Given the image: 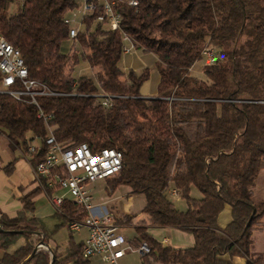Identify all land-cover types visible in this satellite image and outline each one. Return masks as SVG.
<instances>
[{
	"label": "trees",
	"instance_id": "16d2710c",
	"mask_svg": "<svg viewBox=\"0 0 264 264\" xmlns=\"http://www.w3.org/2000/svg\"><path fill=\"white\" fill-rule=\"evenodd\" d=\"M136 1L116 4L119 29L95 20L96 9L81 16L69 37L64 16L79 0H0V34L20 50L30 76L56 92L16 98L0 88V132L25 152L37 140L31 163L43 157L48 125L64 146L85 142L91 150L119 149L121 167L105 177V188L112 194L123 184L144 196L138 212L143 217L119 219L133 224L139 242L148 244L141 263L233 264L240 256L243 264H261L252 233L264 216V195L253 199L255 178L264 168V0ZM121 31L140 48L141 70L119 64ZM206 43L216 47L218 58L197 76L190 67ZM80 60L90 74L73 75ZM150 65L155 83L151 94H142ZM38 109L50 114L48 124ZM12 168L10 160L4 169ZM37 179L19 196L15 215L0 213V263L20 264L42 233L49 248H36L24 264H89L83 240L71 239L59 250L33 215L36 193L54 190L46 177ZM191 185L201 197L189 195ZM171 188L185 198L184 209L174 204ZM226 205L230 219L219 226ZM54 207L56 226L69 228L86 215L69 196ZM166 226L190 232L193 243L175 247L149 231Z\"/></svg>",
	"mask_w": 264,
	"mask_h": 264
},
{
	"label": "built area",
	"instance_id": "2783aa9c",
	"mask_svg": "<svg viewBox=\"0 0 264 264\" xmlns=\"http://www.w3.org/2000/svg\"><path fill=\"white\" fill-rule=\"evenodd\" d=\"M22 1L13 0L15 3ZM118 1L81 0L79 23L84 13L98 9L95 20L105 23L112 30L119 29L121 17L116 9ZM128 3L135 5L137 1L128 0ZM64 21L69 25V37H73L77 33L79 23L73 24L68 12L64 16ZM121 37L122 52H131L135 48L134 41L124 31H121ZM201 54L205 65L214 63L218 58L216 47L209 43L203 46ZM0 75V88L16 98L24 94L33 97L34 94L56 93L37 78L30 76L20 50L2 34H0ZM109 102L110 96L104 95L102 103L108 104ZM37 116L42 117L46 123L50 118V114L44 113L42 109H38ZM44 144L43 157L33 163V172L36 177H46L47 185L53 188V191L65 188L70 197L85 209L86 215L81 220L69 222V228L73 231L79 230L82 226L87 230V235L83 240L82 255L84 257L99 255L104 260L116 263L127 249H136L141 255L147 253L148 244L140 241L134 245L118 232L112 212L105 204L92 203V194L87 189L89 182L105 178L120 169L122 152L114 147L91 150L85 142L64 146L57 141L49 125ZM38 146V144L30 143L27 151L29 153L36 151ZM52 192L49 197L53 205L57 207L65 196L52 194ZM169 194L172 200L180 197V192L176 188H171Z\"/></svg>",
	"mask_w": 264,
	"mask_h": 264
},
{
	"label": "rangeland",
	"instance_id": "374dc122",
	"mask_svg": "<svg viewBox=\"0 0 264 264\" xmlns=\"http://www.w3.org/2000/svg\"><path fill=\"white\" fill-rule=\"evenodd\" d=\"M81 1V0H79ZM80 6L68 11V15L72 18L73 24L79 23L80 16ZM80 25V23H79ZM71 44V43H70ZM69 44V45H70ZM136 54L138 59L141 60V50L138 47H135L130 53H123L119 64L126 68L125 58ZM133 65V64H132ZM204 66V58L201 57L197 59L192 66L190 71L197 76L202 75V69ZM140 67H135L137 70H141ZM80 73H91V69L88 66L87 62L80 60L78 64L74 67L73 75L77 76ZM154 68L150 65V76L147 78L141 87V91H147L151 89L155 83L156 75L154 74ZM2 137L0 136V155H4L7 160H10L13 156L17 157L14 162L15 166L11 172L5 174V181H0V197L5 199V202L8 200H16L19 195V188L17 187L20 183H26L29 179L33 178V172L29 163L28 153H23V149L20 146H16L13 152H11L3 144ZM38 141L33 140L31 144H36ZM3 146H2V144ZM28 155V156H27ZM106 179L101 178L87 184V189L92 194V203L94 204H105V206L112 212L114 216V222L118 226V232L122 233L128 241L133 240L134 245H137L139 240L136 236V232L133 224L131 223H122L119 219L125 218V215L137 214L144 203V196L141 193H133L128 190L126 185H119L112 194H108L105 188ZM52 194L67 195L70 197L67 190L62 189L59 191H53ZM189 195L194 198L201 197L200 191L193 185L190 187ZM264 195V168L260 170L258 175L255 178V187L253 199L255 202H258L262 199ZM174 204L178 208H184L186 206V200L184 197H178L174 199ZM54 205L50 200L48 194L44 191H40L36 194L34 198V208L33 215L38 218L40 224L47 231L51 239L56 242L59 246H65L69 240L74 242L80 241L87 234V230L84 226L80 227L79 230L73 231L72 236H70V230L67 225L56 226L58 222L57 217L53 214ZM227 208V207H226ZM222 214V213H221ZM221 216V215H220ZM140 217L136 215L132 222L137 221ZM172 233H167L170 244L178 245H187L191 241V235L188 232L179 231H170ZM164 234V233H163ZM162 232H158L157 237L161 238L163 235ZM40 238L35 244V248H49L46 242L43 239V234L38 235ZM72 237V238H71ZM22 238H18L11 247L19 244ZM140 252L136 249L131 250L127 249L125 254L122 257L117 259L116 263H110L101 258L99 255H92L89 257V264H141L140 261ZM73 264V263H69Z\"/></svg>",
	"mask_w": 264,
	"mask_h": 264
},
{
	"label": "crops",
	"instance_id": "0c3cea01",
	"mask_svg": "<svg viewBox=\"0 0 264 264\" xmlns=\"http://www.w3.org/2000/svg\"><path fill=\"white\" fill-rule=\"evenodd\" d=\"M130 53V52H129ZM142 62V63H140ZM125 63L127 64L126 67H129V66H133L134 68L135 67H140L141 65L140 64H145L143 59L141 58V60L138 59L137 55L134 53L133 55L131 56H127L125 58ZM133 64V65H132ZM137 70V69H136ZM152 88L147 90V91H141L142 94H151L152 92ZM0 136L2 137L3 140V144L7 147V149H9L11 152H13V150L15 149V147L17 145H14V144H10L7 139H6V136L4 133L0 132ZM38 143V142H37ZM36 143V144H37ZM2 144V143H1ZM2 144V146H3ZM23 153H28L29 156H28V159H29V163H30V166H31V169H32V166H33V163H31L30 159H31V155L29 152H25L23 151ZM17 157L13 156L10 160H13V168L15 166L14 162ZM10 160H7L6 157L4 155H0V181L4 182L5 181V174H8L9 172L12 171V169L9 171V172H6L4 167L5 165L10 161ZM32 172H33V169H32ZM1 184V183H0ZM38 184V179L36 177V175L34 174L33 172V178L29 179L28 182L26 183H20L18 184V188H19V195L17 196V199L14 201V200H8L7 202H5V199H3V197H0V213H5L9 216H13L16 214L17 210L21 207V202L19 200V196L25 192H27L28 190H30L31 188H33L34 186H36ZM62 189H65V188H59L57 189L56 191H59V190H62ZM66 190V189H65ZM39 193V192H38ZM36 193V194H38ZM36 196V195H35ZM34 196V198H35ZM63 196H67L65 194H63ZM33 198V199H34ZM174 202V201H173ZM186 207V206H185ZM184 207V208H185ZM227 207V208H226ZM184 208H180V209H184ZM222 213V214H221ZM139 217H143L142 214L138 213L137 214ZM221 215V216H220ZM230 219V206L229 205H226L224 206V208L222 209V211L218 214V218H217V222H218V225L219 226H224ZM179 230V231H184L185 230H182V229H179V228H175V227H151L149 228V231L150 233L158 240H160L162 243L164 244H170L168 242L169 240V237L167 235V233H172L170 231H175V230ZM72 232L73 230L70 232L71 236H72ZM158 232H162L163 235H161V238L159 239V237H157V234ZM188 232V231H186ZM190 235L191 233L188 232ZM87 235V234H86ZM85 235V237H86ZM84 237V238H85ZM72 238V237H71ZM84 238H82L80 241L84 240ZM252 239H253V243H252V251L254 252H260V253H263V260H262V263L261 264H264V216L261 218V222H260V225L257 229H255L252 233ZM190 243H188L187 245H178V244H170L172 246H175V247H184V246H189L193 243V238H192V235H191V241H189ZM67 245V244H66ZM66 245L64 246H59L58 245V248L59 250H64ZM125 254V253H124ZM123 256V255H122ZM121 256V257H122ZM90 257V256H89ZM103 259V258H102ZM119 259V258H118ZM107 261V260H106ZM109 262V261H108ZM112 263V262H110ZM244 263V259L240 256H235L233 258V264H243ZM1 264V263H0Z\"/></svg>",
	"mask_w": 264,
	"mask_h": 264
},
{
	"label": "water",
	"instance_id": "95a60500",
	"mask_svg": "<svg viewBox=\"0 0 264 264\" xmlns=\"http://www.w3.org/2000/svg\"><path fill=\"white\" fill-rule=\"evenodd\" d=\"M36 248H33V250L23 259V261L20 264H24L34 253Z\"/></svg>",
	"mask_w": 264,
	"mask_h": 264
}]
</instances>
